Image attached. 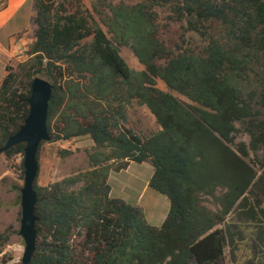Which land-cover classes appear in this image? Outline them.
Segmentation results:
<instances>
[{
    "label": "trees",
    "instance_id": "1",
    "mask_svg": "<svg viewBox=\"0 0 264 264\" xmlns=\"http://www.w3.org/2000/svg\"><path fill=\"white\" fill-rule=\"evenodd\" d=\"M157 7H171L206 46L170 49ZM93 9L34 0L27 59L8 63L0 86V149L25 123L38 76L53 84L48 143H94L88 170L49 185L37 179L32 264H227L228 256L264 264V0H95ZM215 22L223 35L209 32ZM125 47L145 70L130 67ZM135 102L160 130L129 126ZM24 149L4 154L24 163ZM131 162L152 163L149 187L171 201L161 227L140 205L111 196V173ZM10 237L0 234V249Z\"/></svg>",
    "mask_w": 264,
    "mask_h": 264
},
{
    "label": "rangeland",
    "instance_id": "2",
    "mask_svg": "<svg viewBox=\"0 0 264 264\" xmlns=\"http://www.w3.org/2000/svg\"><path fill=\"white\" fill-rule=\"evenodd\" d=\"M111 1L115 4L122 2L136 4L142 0ZM82 2L94 12L93 5L95 0H82ZM156 10L159 14L158 22L161 28V38L170 49L176 52L180 48L191 47L196 52H200L206 46V40L199 34L188 31L186 21L180 20L171 7H157ZM214 26V30L209 29V32L213 35H223L221 34L222 27L220 23L215 22ZM6 32L7 29H5L4 33ZM29 33L27 34L28 38L31 36ZM1 56L0 54V86L5 76L6 67V58ZM21 56V58L15 59L12 64L17 65L27 59L26 52L22 53ZM122 56L131 68L138 71L146 69L130 47L122 49ZM161 63H164V61H161ZM158 87L164 91L171 92L186 102H190L188 98L171 90L161 80L158 81ZM129 119V126L145 135H151L161 128L149 109L138 105L136 102L129 109ZM239 141L249 142L250 137L245 133H241ZM92 144L93 141L90 137L76 138L66 142H46L40 154L38 183L40 185H49L61 181L70 175L88 170L90 167L86 150L91 149ZM59 149L72 150L74 153L64 158L59 156ZM153 175L154 167L152 163L134 162L129 170L113 172L109 183L112 187V197L140 205L145 210L149 223L153 226L161 227L168 218L172 205L166 195L153 190L149 185L145 189ZM24 183L23 156L17 155L9 158L5 154H0V234L11 233L10 241L0 249V264H23L26 243L20 234V228L22 219L21 190L24 187ZM227 264H233L229 256Z\"/></svg>",
    "mask_w": 264,
    "mask_h": 264
},
{
    "label": "water",
    "instance_id": "3",
    "mask_svg": "<svg viewBox=\"0 0 264 264\" xmlns=\"http://www.w3.org/2000/svg\"><path fill=\"white\" fill-rule=\"evenodd\" d=\"M31 88L30 112L25 123L18 132L10 136L6 145L0 149V154H4L19 144L25 145L23 163L25 183L21 190L22 219L20 228V234L26 243L23 264H32L37 250L39 217L36 214V208L39 199L35 184L40 172L38 154L42 143L51 140L48 117L53 97L52 82L42 76L33 80Z\"/></svg>",
    "mask_w": 264,
    "mask_h": 264
},
{
    "label": "crops",
    "instance_id": "4",
    "mask_svg": "<svg viewBox=\"0 0 264 264\" xmlns=\"http://www.w3.org/2000/svg\"><path fill=\"white\" fill-rule=\"evenodd\" d=\"M0 1H2L0 4V54L2 55L1 57L4 56L6 58L7 66L8 63L21 58L22 53L26 52L27 46L32 42V37L30 36V38H28L27 34L31 32L32 29L31 19L34 0ZM5 29H7L6 33H4ZM22 32L26 33L19 37L18 34ZM93 146L94 143L92 144V147ZM133 163L134 162H131L125 170H129ZM148 185L149 183L146 185L145 189H147Z\"/></svg>",
    "mask_w": 264,
    "mask_h": 264
}]
</instances>
